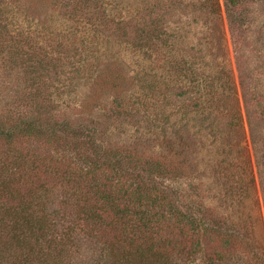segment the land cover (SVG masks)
<instances>
[{"label":"rangeland","instance_id":"1","mask_svg":"<svg viewBox=\"0 0 264 264\" xmlns=\"http://www.w3.org/2000/svg\"><path fill=\"white\" fill-rule=\"evenodd\" d=\"M262 162L264 0H0V264H264Z\"/></svg>","mask_w":264,"mask_h":264},{"label":"trees","instance_id":"2","mask_svg":"<svg viewBox=\"0 0 264 264\" xmlns=\"http://www.w3.org/2000/svg\"><path fill=\"white\" fill-rule=\"evenodd\" d=\"M22 13L23 12L21 10V14ZM148 25L149 26L146 30H145V27L142 28V33L140 34L138 40L140 42L143 41L144 44H147L149 47L155 46V48H154L155 52H159L160 50L167 48V44H168V41L170 39L167 37L169 35V33L166 29V23H164V20L162 18H157L156 20L151 19L149 21ZM10 30L11 31L12 30L18 31L20 29L11 28ZM262 163L264 164V162H262ZM235 164L236 163H233L232 161H230V162L226 161V164H223L222 168L225 171H230L231 173H233L232 174V176H233L235 173H238V171L236 172L237 167L236 168L233 167V166H235ZM233 168H234V170H233ZM243 178H245V177H243ZM243 186H244L243 184H242V186L239 185L236 188L237 190L233 189L231 191L234 194L236 192L239 195V191L242 188L243 192L245 193V191H247V189ZM229 188L231 189V185L229 186ZM246 195H250V194L246 193ZM240 211H242L241 214L238 213ZM237 213L239 215H237ZM182 217H183L182 221L184 222V224H186V227L191 228L193 231H196V233L201 234L203 236L205 234H207L208 235L207 238L211 242L217 241L220 243L219 245H225L222 248V251L231 249L232 248L231 244L237 243L236 240H238V239H240L239 243L242 242V239H243L242 238V232H244V230L246 229V226H247L246 223L249 222L251 219L248 216V214L245 215L244 211L239 210V209L235 210V213H232L231 215L228 214L226 216V219H224L223 222H220V224H216L214 227H208V225L203 221V219L201 217L195 216L193 214V211H190V210H187L182 215ZM208 230H212L214 232L212 233ZM251 236H254V239H256L255 232L253 230H252ZM222 243H224V244H222ZM243 250H245V248H242L241 251H239L238 253H240V255L245 254L244 253L245 251L243 252ZM249 251H250V248H249ZM251 251L255 252V246H254V248H251ZM215 252L216 251H214V254H211L212 257H210V255L207 254L208 257L207 258L203 257V261L206 264H221L220 262H223L224 261L223 259L226 258V256L224 257V255H223V259H222L219 257V255H221V253L218 251L217 256H216Z\"/></svg>","mask_w":264,"mask_h":264}]
</instances>
